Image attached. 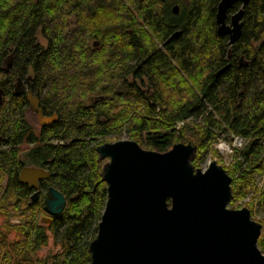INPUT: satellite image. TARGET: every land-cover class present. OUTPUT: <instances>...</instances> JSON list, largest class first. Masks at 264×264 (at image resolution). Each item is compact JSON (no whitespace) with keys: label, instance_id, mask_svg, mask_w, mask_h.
Wrapping results in <instances>:
<instances>
[{"label":"trees","instance_id":"16d2710c","mask_svg":"<svg viewBox=\"0 0 264 264\" xmlns=\"http://www.w3.org/2000/svg\"><path fill=\"white\" fill-rule=\"evenodd\" d=\"M166 1L0 0V133L6 139L0 150V213L19 220L10 225L13 219L6 217V225L18 233L13 243L0 226V264H90L88 246L106 202L96 148L117 136L124 122L131 140L144 138L147 149L165 152L187 142L185 127L176 129L179 123L200 120L194 132L199 140L191 162L195 168L201 151L216 155L210 146L217 133L241 138L245 146L233 150V164L226 169L232 178L230 206L248 194L255 173L264 176V0L249 1L242 35L233 46L252 65L237 67L236 57L216 77L227 42L215 30L219 0H188L180 19L169 17ZM178 28L182 36L165 49L181 61V72L169 69L156 50ZM9 56L11 68L5 70ZM196 63L208 65L207 79L192 74H200ZM146 73L165 75L158 92L144 94L140 85L126 81L129 74L139 79ZM112 75L118 84L110 82ZM16 79L27 84L47 114L59 115L55 124L42 128L38 147L27 154L32 164L49 168L45 183L65 198L63 211L48 228L38 222L45 211L42 197L29 204L30 192L17 178L24 164L16 147L30 126L17 115L25 97L15 96ZM59 136L68 143H49ZM33 140L30 135L27 142ZM259 205L264 208V189ZM47 230L62 252L42 259L36 254L48 244ZM257 246L264 254V236Z\"/></svg>","mask_w":264,"mask_h":264},{"label":"water","instance_id":"95a60500","mask_svg":"<svg viewBox=\"0 0 264 264\" xmlns=\"http://www.w3.org/2000/svg\"><path fill=\"white\" fill-rule=\"evenodd\" d=\"M238 1L244 8L249 0H220L216 9L217 34L229 35V45L241 33L242 9L231 17V27L225 25L227 11ZM11 58L5 70L11 68ZM27 100L41 124L55 119L42 117L39 100L31 92ZM196 150L191 143H175L157 152L132 140L96 148L98 160H107L101 172L106 202L88 246L90 264H264L257 246L261 225L247 208L227 207L231 177L216 161L204 170L194 168ZM48 177L43 169L25 167L18 178L38 190L39 182ZM37 198L36 191L31 201ZM65 204L63 194L49 188L46 212L59 215Z\"/></svg>","mask_w":264,"mask_h":264},{"label":"flooded vegetation","instance_id":"af4514ba","mask_svg":"<svg viewBox=\"0 0 264 264\" xmlns=\"http://www.w3.org/2000/svg\"><path fill=\"white\" fill-rule=\"evenodd\" d=\"M249 1H248V3H249ZM166 2H167L166 3L167 6L169 7L168 10H169V13H170L169 14V17L170 18H173V19L179 18L180 19L181 17L184 16V15H182V13L185 11L186 8L180 9V6H179L180 5V2L179 1L176 0L174 2V0H167ZM187 3H188V0H187ZM218 3H217V5H218ZM248 3L245 5L244 8L242 6L243 4L240 1L234 3L233 6L227 11V15H226V18H225V25L228 26V27H231V17L233 15H235L239 10H241V9L243 10V14H242L241 18L239 19V23L241 24V33H240V36H239L238 40L240 39V37L242 35V32H243V28H244V13H245V8L248 5ZM187 5L188 4H186V7H187ZM175 7L177 8V9H175L176 11H174V8ZM216 9H217V6H216ZM215 24H216V21H215ZM215 30H216V34H217V25H216V29ZM182 34H183V31L180 28L174 30L166 38V40L164 42L160 43V45L156 49V50H159L161 53H163V55L166 57L167 61L169 62V66H168L169 69L170 68L175 69V70L178 69L179 72H181V65H180L181 64V61L178 58H176L175 56H174V58H176V60H174L173 57H170V52L169 51H166L165 45L169 44L172 41L178 40L182 36ZM219 37L225 38L227 40V42H226V45H225V50H224V52L222 54V57H223V59H222L223 60L222 61V65L218 69H216V71L213 73L214 74V77H216L217 75H219L221 72L225 71L229 67V65L231 64V61H233L234 58H236V57H237V61H236V66L237 67L245 68V67H250L252 65L253 62L251 63V61L249 59H247V57H245V55L240 54V53L238 54L236 52L238 50H236V49L233 48V46L238 42V40L233 45H229V35H224V36H219ZM96 42H97V44L99 46V42L96 41V40H93L92 41V45L94 43H96ZM258 45L260 46V43H258ZM258 45L257 44H253L254 47H256ZM179 49H178V51H175V52L179 53L180 52ZM210 58H212V55L210 56ZM8 61L6 62V64L4 62L3 65H7ZM130 63L131 62H129L127 64L130 66ZM195 65H198V63H196ZM139 66H140V64H139ZM196 72H199V71H196ZM202 73H203V75L201 74V72H200L201 75L200 74L197 75L194 72L192 74L194 76H196L195 78H197V79H199L200 76H201V78L204 77L205 79H207L209 77V75L212 73V71L210 70V68L207 65V66H205V69H204V71ZM126 81L128 83H131V84L137 83L138 85H140V89H142V91H144V94L149 95L150 92H152V90H153L152 87H153V84H154V79H153V77H151V74L150 73L144 74L139 79H135L134 76H132V74H129V76L126 78ZM142 85H143V87H142ZM12 87H13V91L15 93V96H17L19 94H23V96L25 97V103L22 105L21 108H18V114L17 115L18 116H22L23 120L30 126L29 131L27 132V134L23 138V142L21 144H18L17 147H16V149L18 151L17 156H18L19 159H21V161L24 164L22 166V168L18 171L17 178L19 177V174H20L21 170L23 168H25V167H34V168H38V169H43V170H45V171L48 172L49 177H50L49 168L46 165L44 167H38L34 163L32 164L28 160L27 154L32 149H34V148L36 149L38 147L39 143H38V141L36 139L39 137V134H40L42 128L45 127V126H50L52 124H55L59 120V115L55 111H51L49 114H47L44 111V108H43L44 106L41 104L40 99L33 93V91L31 89H29V87L27 86V84L23 83L20 79H16L14 81ZM28 92H31L32 97L34 96V97H37L38 98V100H39L38 107L41 109V115H42V117L53 119V116H55V119L51 120L49 124H41L39 113L36 110H34L33 106L30 105V103L27 100V93ZM195 93L200 94V91L196 88L195 89ZM239 94H242V92H239ZM1 95H2V90L0 89V97H1ZM0 103H1V98H0ZM29 115L33 116V121L36 123V125H38V129H35V124L32 127L30 121L28 120V116ZM199 121L200 120H198V122ZM37 131H38V133H37ZM30 135L33 136V139H34L33 140V143L27 142V139L29 138ZM4 141H6V139L0 133V150L1 151L2 150H5V147H6L3 144ZM49 143L52 144V145H65V144L68 143V141H66V140L64 141L59 136L58 139H52L51 142H49ZM243 143H244V141H243ZM24 144L29 145L30 148L27 151H24L23 152V151H21V146L24 145ZM99 161L102 163V166L107 162V160H99ZM49 177L47 179L42 180V181L39 182V184H38L39 185L38 190H34L33 188L30 189L28 187V185L21 184L19 182L21 185L25 186L26 189L30 192L29 204L37 202L39 200V198H41V197H42L43 203H44V197H45L46 193L48 192L49 188H54L53 186H50V185H48V184L45 183L49 179ZM18 181H19V178H18ZM36 191L38 192V198H37L36 201L33 202V201H31V195L34 194ZM44 209H45V205H44ZM55 216L49 215L46 212V210L43 211V213L38 218L39 226L45 227L44 225L47 224V227H45V228H48L52 224L53 218ZM49 219H51V222L50 223L48 222ZM47 232H49V231L47 230L46 231V234H47Z\"/></svg>","mask_w":264,"mask_h":264},{"label":"rangeland","instance_id":"374dc122","mask_svg":"<svg viewBox=\"0 0 264 264\" xmlns=\"http://www.w3.org/2000/svg\"><path fill=\"white\" fill-rule=\"evenodd\" d=\"M175 1L176 0H174V2ZM177 1L180 2V5H179L180 9L186 8L187 0H177ZM37 41L42 46H44L46 44V41L40 35H37ZM159 45H160V43H159ZM195 66H196L195 69H198L201 73L205 69L204 64L195 65ZM114 76H116V75L110 76V82L111 83L116 82L118 84V81L113 80ZM151 77H153V79H154L153 90H154V92L155 91L158 92L159 89H158V91L156 90V85H158L160 80H164L166 77H165V75H162V76L151 75ZM190 83L191 82H189V84ZM194 92H195V89H194ZM28 120L30 121L32 127L35 124V129H38V125H36V123L33 121V116L29 115ZM196 123H198V120H196V121L186 120L183 123H179L177 125L176 129H180L182 127H185L184 134H185V138L187 139V142L185 141L182 143H184V144L191 143L192 145H194L197 148V150H196V154H197V152H198V146L197 145H198L199 140L194 135ZM127 125H128V123L124 122L123 129L120 131V133H118L117 136L116 135H110V136L106 137L105 139L102 140L103 144L104 143H113V142H116L119 140H131ZM37 133H38V131H37ZM216 136H217L216 137L217 139L210 146L212 148V150L216 152V155H213L212 153H210L209 150L201 151V153H200L201 161H200L199 167H196V168H200V169L204 170L207 168L208 164L211 161H216V163L218 165L222 166L225 170L233 164L234 154H232V152L234 150V147H238L237 144L233 143L234 138L231 137V134H229L227 132L217 133ZM132 141H135V140H132ZM135 142L137 144H139V146L142 149L149 150V149H147L144 138L139 137L138 140H136ZM243 144H245V143H243ZM29 148H30L29 145L24 144L21 146V151H23V152L27 151ZM169 149H171V148H169ZM196 154H195V156H196ZM218 161H220V163H218ZM263 189H264V176L262 174L255 173L252 176V188L249 190L248 194L244 198L237 200V202H235L233 204V206H230L229 203L227 206L230 209H240L243 207L247 208L250 211L251 219L261 225V232L259 235L260 238L264 236V208L262 209L261 206L259 205V196H260L261 192L263 191ZM247 205H249L250 208H248ZM12 215L13 214H9L8 216H6L5 214L0 213V226L6 228V232H8L7 233V241L9 243H13V242L18 240V233L15 232L13 228L10 229L5 223L6 217L13 219V220H11L10 225H15V224L19 223V220H17L18 218L17 217H11ZM44 226L47 227V224H45ZM47 234L49 237L48 244H47V246L42 247L41 250L37 252L36 255L38 258H42V259L50 258V257L62 252L60 245L58 243H56V241L54 240L51 233L47 232ZM26 259L31 261L30 256H26Z\"/></svg>","mask_w":264,"mask_h":264},{"label":"built area","instance_id":"2783aa9c","mask_svg":"<svg viewBox=\"0 0 264 264\" xmlns=\"http://www.w3.org/2000/svg\"><path fill=\"white\" fill-rule=\"evenodd\" d=\"M233 138H234L233 143L238 145V147H234V149H239V148L241 149L244 145L243 140L239 137H233Z\"/></svg>","mask_w":264,"mask_h":264}]
</instances>
